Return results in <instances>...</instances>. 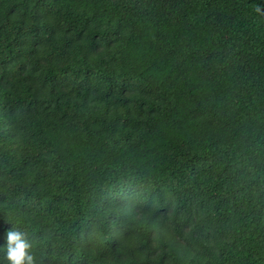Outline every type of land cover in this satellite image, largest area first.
Segmentation results:
<instances>
[{
  "label": "trees",
  "instance_id": "16d2710c",
  "mask_svg": "<svg viewBox=\"0 0 264 264\" xmlns=\"http://www.w3.org/2000/svg\"><path fill=\"white\" fill-rule=\"evenodd\" d=\"M9 228L35 264H264V0H0Z\"/></svg>",
  "mask_w": 264,
  "mask_h": 264
},
{
  "label": "clouds",
  "instance_id": "9594fccd",
  "mask_svg": "<svg viewBox=\"0 0 264 264\" xmlns=\"http://www.w3.org/2000/svg\"><path fill=\"white\" fill-rule=\"evenodd\" d=\"M31 246L27 234L19 228H9L6 242L0 244L9 264H35Z\"/></svg>",
  "mask_w": 264,
  "mask_h": 264
}]
</instances>
